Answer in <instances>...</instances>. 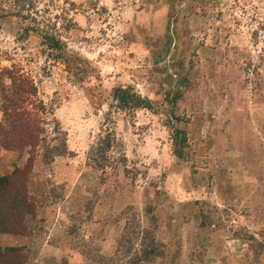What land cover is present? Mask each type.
Here are the masks:
<instances>
[{
    "label": "rangeland",
    "instance_id": "374dc122",
    "mask_svg": "<svg viewBox=\"0 0 264 264\" xmlns=\"http://www.w3.org/2000/svg\"><path fill=\"white\" fill-rule=\"evenodd\" d=\"M3 69L64 143L0 148V177L31 164L11 264H264V0H0V95ZM117 87L147 107L114 109Z\"/></svg>",
    "mask_w": 264,
    "mask_h": 264
},
{
    "label": "trees",
    "instance_id": "16d2710c",
    "mask_svg": "<svg viewBox=\"0 0 264 264\" xmlns=\"http://www.w3.org/2000/svg\"><path fill=\"white\" fill-rule=\"evenodd\" d=\"M42 43L54 53L53 59H59V51L62 48L61 41L54 35L42 36ZM2 74L7 78L8 85L1 94L0 112V148L7 151L24 152L28 156V162H32L38 154L43 160L50 162L54 156H58L64 150L63 140L54 135L50 144L46 141L44 128L39 124L40 120L35 112H29L25 105L34 100L35 88L27 78L18 74V71L3 69ZM4 86L0 90L3 91ZM112 107L114 109L132 114L136 109L146 108L148 101L133 92L130 87H117L111 94ZM176 139V138H175ZM184 139L179 141L178 149ZM113 143L109 132L97 138L94 166L103 168L106 160V153ZM177 144V142H175ZM181 152V150H179ZM176 157L179 152L174 149ZM30 165H24L20 169H14L11 174L0 177V232L23 233L22 217L24 211L30 208L26 196L25 177L30 171ZM153 250L144 249L139 258L144 259L151 255ZM12 248L0 252V264H11L19 258ZM8 261V262H7ZM133 261V262H134Z\"/></svg>",
    "mask_w": 264,
    "mask_h": 264
}]
</instances>
